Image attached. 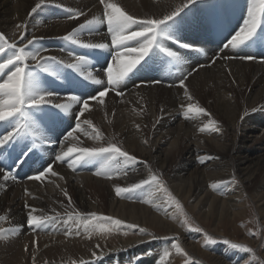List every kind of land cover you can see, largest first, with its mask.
Listing matches in <instances>:
<instances>
[{
    "label": "bare ground",
    "instance_id": "obj_1",
    "mask_svg": "<svg viewBox=\"0 0 264 264\" xmlns=\"http://www.w3.org/2000/svg\"><path fill=\"white\" fill-rule=\"evenodd\" d=\"M105 2L118 5L138 20H149L163 19L187 0ZM253 2L194 0L195 14H190L191 8L188 10L191 4L180 13L190 14L183 22L189 26L187 38L193 39L182 36L181 44L192 47L174 44L177 59L154 46V52L149 51L139 68L132 70L113 90L107 84L104 70L109 62L113 63L118 49L111 44L100 0H43V3L41 0H0V34L5 38L0 44L7 49L0 52V62L6 61L4 65H9L10 58L14 62V57H9L12 52L18 51L19 55L20 47H26L23 64L15 63L9 70L27 65L26 73L32 72L38 91L57 94L46 97L51 103L29 108L27 119L17 115L0 121V138L14 132L17 122L29 123L31 129H24L23 135L0 147V264H116L130 248L131 252L154 249V255L142 256L136 264H165L164 261L155 263L158 255L155 253L163 243H169L172 235L178 236L188 252L205 264H231L228 252L220 256L205 251L200 243L184 234L175 219L176 208L165 202L159 190L148 192L149 188L143 186L132 193L117 195L115 188L129 187L151 173H164L171 161H176L169 172L170 187L182 200L190 199L191 209H198L200 217L203 214L208 219L216 214L220 225L244 212L239 199L241 187L233 176L239 175L249 183L258 175L262 191L256 193V201L264 214V63L239 58L253 51L262 53L259 60L264 61V15L257 28L261 39L259 51H255L251 39L236 48H225L233 32L243 26ZM49 3L65 6L73 16L76 12L83 14L70 19L69 13L58 14L46 6ZM37 4L41 6L33 12ZM229 17L232 30L224 28ZM88 20L95 21L90 26L92 31L75 32L73 39L82 45L105 43L109 48H94L99 52L79 70L72 71L68 65L76 63V58L87 48H76L70 44L73 42L65 43L62 39ZM174 23L167 22L162 29L169 32ZM16 28L18 31L14 33ZM138 30L133 26L130 31ZM34 38L36 42L29 45L28 40ZM137 40L129 41L128 47L139 48L144 41ZM195 45L202 47L201 53ZM37 48L42 49L41 56L56 57V61L45 64L44 68L37 66L27 55ZM136 55L129 53L125 58ZM72 72L92 80L90 87L81 90L83 83H76V75L70 77ZM188 73L191 75L187 76L185 85L179 86V80ZM185 89L191 100L185 95ZM100 91H106L102 104L99 99H90L98 97ZM70 96L87 99L88 111L80 115L82 105L75 103L67 110L56 106L68 103ZM188 103L205 112L188 111ZM77 121L80 128L65 139ZM205 125L209 130L199 131ZM217 128L218 131L214 130ZM88 134L90 137L86 138ZM110 144L136 157L137 162L116 170V158L112 154L87 157L80 152L84 147L107 148ZM68 148H73V153L57 161L55 157ZM81 156L84 159L76 163ZM48 168L52 171L47 172ZM6 172L12 173L7 180L4 179ZM40 172H45L42 180L29 179ZM228 180L232 181L229 186L216 187ZM30 209L33 215L52 219L39 229L29 227ZM92 213L139 224L153 234L118 241L99 238L97 234L91 235Z\"/></svg>",
    "mask_w": 264,
    "mask_h": 264
},
{
    "label": "snow or ice",
    "instance_id": "obj_2",
    "mask_svg": "<svg viewBox=\"0 0 264 264\" xmlns=\"http://www.w3.org/2000/svg\"><path fill=\"white\" fill-rule=\"evenodd\" d=\"M100 2L104 5L105 9V16L107 19V25H108V33L111 35V44L115 45L118 51L116 52L113 63L109 65L106 69V75H107V84L110 88L115 90L116 87H118L121 82L124 80L126 76L132 70L136 67L137 64L140 63L144 59L145 56L148 55L149 51L154 47H160V44L157 43L158 35L162 31V26L165 25L167 22L174 20L175 17H177L185 8H187L190 4L194 2V0H187L186 3H184L182 6H176L173 11H171L169 14L165 15L163 19H149V20H138L135 17L128 15L126 12H124L118 5L110 2H105V0H100ZM41 3H43V0H41ZM41 5L37 4L36 8H34L32 11L35 12ZM257 11H259L262 15H264V0H254L252 6L248 9V18L244 20L243 26L239 28V31L235 33L231 37V39L225 44V48L231 46L232 48H236L238 45L244 44L246 41H249L256 33L257 28L259 26V21L257 19ZM83 13L76 12L75 16H73L71 10H69V18H78ZM95 21L88 20L84 24H80L77 29L74 30V32L68 33L66 36L63 37L66 41H71L73 43H80L79 40H74V34L75 32H81L85 29L92 31L90 26L94 24ZM133 26H136L138 28V31H130ZM128 34H125V33ZM137 38L143 39V43L140 44L139 48H129L128 42L129 41H137ZM4 36L0 34V41H4ZM35 38L33 40H28V44L31 45L35 43ZM179 43V41H177ZM12 47H15V45H12ZM84 47L87 48H99V49H106L109 48L108 44L105 43H99V44H86ZM181 47L183 48H190L192 46L188 44H181ZM119 49H124V51H119ZM4 51V46L0 44V52ZM21 54L14 55V60L17 64H23L25 60V54L24 49L19 50ZM42 49L37 48L34 52L28 53L27 55L31 56V59L36 62L37 66L43 67L45 64H48L50 62L56 61V57H44L41 56ZM167 53L169 57H174L178 59L177 53L173 51H169L167 48L163 49ZM129 53H138V55L135 56V58H125L128 56ZM240 59H246V60H253L256 57L247 55L243 57H239ZM77 62L68 65L69 67L75 68L77 70L80 69V66L84 63H87L85 57H77ZM228 59H233V57H228ZM41 61L44 63L42 64ZM13 59H9L7 61V64H12ZM60 63H63L61 61ZM6 65L0 64V70H2ZM26 67L24 66H16L15 70L11 72L10 75H8L7 79H4L2 83H0V94L4 98L0 99V121H6L10 117H16L17 115L20 118L27 119V113L28 109L32 107H36L39 105H43L46 103H51V100L48 99L50 97H53L57 94L55 93H42L38 91L36 81L33 77L32 72L26 73ZM47 70V68H45ZM191 75V73H188L183 78L179 80V86L183 87L185 85V80L187 79V76ZM96 83H100V81H96ZM156 83H159V81H156ZM171 86V85H170ZM106 95V91H100L99 96H92L90 99L92 100H100V103L102 104L103 97ZM185 95L188 97L189 100L192 99L191 96L188 95L187 90L185 89ZM48 97V98H46ZM79 104L82 105L80 109V115H83L84 112H87L89 109V101L87 99H79L76 96H70L68 103H57L56 106L63 108L65 110L69 109L72 104ZM187 109L190 112H195L197 114H203L205 112V109L196 107L192 103L187 104ZM28 127L27 124L20 125L17 124L14 132H8L7 135H4L3 138H0V147L4 146L6 143H8L11 139L14 137L21 135L24 133V129ZM80 128V121L76 122L75 129L73 131H68L67 136L65 139H68L73 136V132L76 129ZM208 129V126L205 125L204 127H201L199 131L205 132ZM218 131L219 129H214ZM15 133V134H14ZM73 148H68L66 152H62L61 155H57L55 159L57 161H63L65 157L70 156L73 153ZM80 152L84 153L87 157H96L100 156L104 153H115L119 154L124 158V161L126 164H133L137 162V158L134 156H130L128 152L121 151L119 147L116 146V144H110L107 148H84L80 149ZM84 157H78L76 163H79L81 160H83ZM203 162V161H202ZM72 164H69V167H72ZM47 172H51L52 169L48 168L46 169ZM45 175V172H40L38 175L34 177H29V179H35V180H42ZM12 176V173L6 172L4 175V179L7 180L9 177ZM14 178V177H13ZM155 186L157 190H159L162 187L161 180L156 175H150L147 179H143L139 181L138 183H133L129 187H119L117 186L115 188V192L117 195H120L122 193H132L136 190L142 189L143 186ZM165 193H167V189H163ZM66 196L68 195L67 192L64 193ZM71 198L69 197V200ZM167 203L169 206L174 205V201L171 197H168ZM94 215V214H93ZM51 217L46 216H37L32 214V210H29L28 213V219L27 224L29 227L39 229L41 226L48 220H51ZM111 219V218H107ZM115 223L117 225L121 224V221L116 220ZM132 229H137L138 226L136 225H129ZM214 242V241H211ZM234 247H242L241 245H233ZM167 255V253H165Z\"/></svg>",
    "mask_w": 264,
    "mask_h": 264
},
{
    "label": "rangeland",
    "instance_id": "obj_3",
    "mask_svg": "<svg viewBox=\"0 0 264 264\" xmlns=\"http://www.w3.org/2000/svg\"><path fill=\"white\" fill-rule=\"evenodd\" d=\"M46 6H48L49 8L52 7L54 9L53 11H55L56 13L58 12V14L64 12V11H59V9H57L58 7H62V5L53 6L50 5L49 3V5L47 4ZM213 7L214 6L212 5L209 11H212ZM189 8H191L190 14L191 15L195 14L196 11H192L193 8L192 4L188 7V10ZM188 10L185 13H187ZM200 12L202 13V11ZM190 14H179V17L177 18V20H175V22L180 21L182 23L183 19L188 18L187 16ZM262 17L263 15L258 11L257 19L259 22L263 21ZM185 23L188 24L187 22ZM240 27H242V25H240L239 28ZM16 30L17 28L14 30V33L18 31ZM187 39L193 41L192 38H187ZM20 48L21 49L23 48L24 51L26 50V47H20ZM6 50L7 49H5L4 51ZM260 54L262 53L256 54L253 51H251V54L248 55L254 56L256 58L248 61H257L264 63L263 60H259V58L263 57ZM9 55L10 53L8 54V56ZM14 55H18V51L12 52V54L9 57H14ZM5 63L6 61L0 62V64H5ZM15 63L16 61L14 60L12 64L6 65L2 70H0L1 73L0 83H2L3 80L11 73L9 68H11ZM4 70H6V72L5 74H2V71ZM17 124L20 125L27 124L28 125L27 128L30 129L29 123L17 122ZM88 137H90V134H88L86 138ZM161 146L164 147L167 145L163 144ZM184 147L185 144H183V149ZM107 154L104 155L108 157ZM104 155L103 157H105ZM114 155L115 153H112L111 156L116 158V162H115V167H117L116 170H119L120 167L124 168L125 166L128 165L125 163L124 158L122 156H120L119 154L115 156ZM175 164L176 161L175 163L171 161L169 167L166 168L164 173L161 174L151 173V175H156L161 180L162 187L159 189V192L162 193L165 202H167L168 197H171L172 200L174 201V205L171 207L172 208L175 207L177 210L176 214L178 215L175 217V219L179 221V228L181 229L183 228L184 234L191 236L193 240L200 243L201 249L205 251L208 252L210 251L213 254L215 255L217 254L220 256H224L228 252L229 261H231V264H264V214L260 211V208L256 201V193L259 190L262 191L261 189L262 186L260 184V181L262 180L259 179L260 177L256 175L254 176L252 181L246 183L239 175L233 176L235 178V181H237L239 186L241 187L239 199L242 204L241 208L244 210V212L243 215H241L240 217L237 216L233 220L224 221L221 222L220 225H217L218 216L216 214L210 215L208 219L204 218L205 215L203 214L200 217L198 209H195V211L191 209L190 199L182 200L177 195V193H175V190L170 187L169 176L171 175V173L169 174V172L170 169L174 167ZM146 171L151 172V168H147ZM148 177L144 179H147ZM234 178L232 179V181L234 180ZM232 181L228 180V181L220 182L216 185V187L222 188L225 186H229L232 183ZM144 187L149 188L148 192L157 191V188L155 186L150 187L148 185H145ZM150 188H152V190ZM163 189H167V193H165ZM192 203H195V200H192ZM93 214L94 213H92L91 216L89 217L90 230H92L91 235L97 234L100 236L99 238H103L108 241H118L120 238L132 237L136 235L147 236L153 234L152 231L142 227L139 224L126 222L117 218H113L112 216H107L100 213H95L94 215ZM107 218H111V219H107ZM116 220L121 221V224L117 225L115 223ZM129 225H136L138 227L137 229H132L129 227ZM169 239L170 240L168 244L165 245L163 243L162 246L159 247V250L156 251V254L158 255L155 263L164 261L165 264H173V262L177 259L176 261L177 264H205L203 261L197 259L195 256H193L188 252V250L181 244V241L178 238V236L172 235ZM161 242H159V244ZM233 245H241L242 247H234ZM165 253H167V255H165ZM150 254L154 255V249L138 251V253L133 252L132 254L130 252L127 256L122 255L120 257L126 260V261L124 260L121 264H133L136 262H140L144 256H149ZM160 255L165 260H160L158 258ZM133 258L135 260H132ZM120 260L119 261L117 260V263L119 262L118 264H120ZM86 263L89 262H85L82 264H86ZM77 264H81V263H77ZM91 264H94V262H92Z\"/></svg>",
    "mask_w": 264,
    "mask_h": 264
}]
</instances>
